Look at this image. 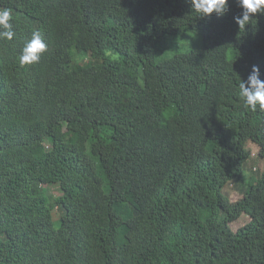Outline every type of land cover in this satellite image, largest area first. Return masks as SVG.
<instances>
[{
    "label": "trees",
    "instance_id": "16d2710c",
    "mask_svg": "<svg viewBox=\"0 0 264 264\" xmlns=\"http://www.w3.org/2000/svg\"><path fill=\"white\" fill-rule=\"evenodd\" d=\"M3 8L0 264H264V172L246 176L264 117L238 91L253 65L264 79V24L240 31L236 0L203 18L187 0ZM35 31L47 50L22 67Z\"/></svg>",
    "mask_w": 264,
    "mask_h": 264
},
{
    "label": "clouds",
    "instance_id": "9594fccd",
    "mask_svg": "<svg viewBox=\"0 0 264 264\" xmlns=\"http://www.w3.org/2000/svg\"><path fill=\"white\" fill-rule=\"evenodd\" d=\"M187 2L191 5L192 11L198 13L202 18L211 17L214 14L218 17L223 16L229 10V0H187ZM236 3L237 10L231 20L232 24L234 22L240 31L253 33L257 26L264 24V0H236ZM11 19V10L0 9V39L10 41L14 38L15 32L10 22ZM46 50L47 44L42 33L40 31L33 32L32 37L25 41L18 57L20 66L38 63ZM238 91L245 106L251 111L259 112L264 117V79L261 78V70L258 66L253 65L247 78L241 79L238 84ZM248 148L251 151L252 158L259 155L260 147L257 144L250 143ZM257 161L260 164L253 166V171L260 169L261 159L258 157ZM241 184L245 183L242 182ZM233 188H235L234 185ZM238 190L240 191L239 188Z\"/></svg>",
    "mask_w": 264,
    "mask_h": 264
},
{
    "label": "rangeland",
    "instance_id": "374dc122",
    "mask_svg": "<svg viewBox=\"0 0 264 264\" xmlns=\"http://www.w3.org/2000/svg\"><path fill=\"white\" fill-rule=\"evenodd\" d=\"M259 164H260L259 161H257V162L256 161L255 162H249L248 163V167H247L246 176L248 177L250 175H253L252 177L259 178L261 176V174H262V173H259V172L260 171L264 172V160L261 159V165L259 166L260 169L257 170V171H253V166H258ZM45 190L47 191L48 196H51V197H54V198L59 197V196L62 195V190H61L60 186H58V185L45 187ZM227 190L228 191L225 190V192L229 194L228 196L230 197L232 202H237V201L242 199L243 196L241 195V193H240V191L238 190L237 187L232 189V185H230V187H227ZM56 213H57L56 217L59 218L60 214L58 212H56ZM245 217H248V216L244 215L239 221H237L236 223L231 225L232 229L234 230V232L238 231L241 228H243L245 226L246 222H248L250 220V219L245 218ZM54 225H55V227H59L60 226L59 220H56V218H55V212H54Z\"/></svg>",
    "mask_w": 264,
    "mask_h": 264
}]
</instances>
